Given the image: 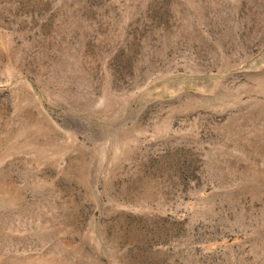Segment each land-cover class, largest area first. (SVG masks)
<instances>
[{
    "label": "rangeland",
    "instance_id": "1",
    "mask_svg": "<svg viewBox=\"0 0 264 264\" xmlns=\"http://www.w3.org/2000/svg\"><path fill=\"white\" fill-rule=\"evenodd\" d=\"M0 264H264V0H0Z\"/></svg>",
    "mask_w": 264,
    "mask_h": 264
}]
</instances>
